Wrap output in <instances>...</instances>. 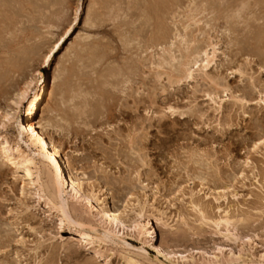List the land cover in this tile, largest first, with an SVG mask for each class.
Listing matches in <instances>:
<instances>
[{"label":"rangeland","instance_id":"rangeland-1","mask_svg":"<svg viewBox=\"0 0 264 264\" xmlns=\"http://www.w3.org/2000/svg\"><path fill=\"white\" fill-rule=\"evenodd\" d=\"M241 1L0 0V111L79 12L44 69L48 104L55 109L46 117L59 118V129L46 133L73 172H84L85 190L100 196L104 188L108 205L127 209L126 218L135 222L144 205L155 233L152 240L146 228L119 226L107 234L93 204L70 199L69 220L82 218L84 226L60 225L40 198L20 194V180L1 164L0 264H125L124 254L142 264H264V146L251 148L264 134V104H257L264 94V0H247L242 18L228 17ZM199 5L200 18L210 23L204 30L213 27L210 34L219 40L218 69L209 72L243 104L218 88L225 100L216 109L206 97L213 87L199 77L175 83L186 53L177 41L175 59L163 62L155 77L150 55L162 53L157 45H165L175 28L183 33L187 11ZM238 67L242 75L228 74ZM168 105L173 113H163ZM14 125L0 133L19 141ZM19 143L32 155L24 140ZM220 216L231 224L208 220ZM79 229H89L93 239H81ZM154 244L171 252L169 258Z\"/></svg>","mask_w":264,"mask_h":264},{"label":"bare ground","instance_id":"bare-ground-1","mask_svg":"<svg viewBox=\"0 0 264 264\" xmlns=\"http://www.w3.org/2000/svg\"><path fill=\"white\" fill-rule=\"evenodd\" d=\"M247 3V0H242L240 4L238 3L239 5L235 6V8L232 6V13L228 17L238 18L242 10L247 6ZM194 7L187 11V22L183 25V33H180L178 29L175 28V31L172 33L169 40L164 43L165 45L162 46V43L157 45L158 48L162 50V53H150L151 59H153L152 61H150V64L151 68L155 71V77L158 79L161 77L162 73L159 69L162 68L163 62H165L166 60L175 59V56L173 54V47L176 45L177 41L178 43L184 44L186 53L183 54L182 60L178 62L175 68V83H179L183 80L195 81L197 77L201 78L204 81H208L213 87V91L206 92V97L216 106V109H220L225 100L224 98L220 97V95L218 96V88H221L222 92L225 93V98L227 97L228 100H231L234 103H242L243 98H239L238 96L233 94L229 95L227 93L230 91V87L226 82L220 83L221 80L217 81V78L210 74L209 70L211 68H217L218 65L217 61L220 53L218 43L219 40L216 36L214 38V36L210 34V31H213L214 29L213 27H209L210 29L208 28V30L205 29L206 31H209L208 33L205 32L203 27L210 26V23H208V21L204 22V20H202L203 17L200 18V13H202V11L200 10V5L198 8ZM212 7L215 6L213 5ZM198 9L201 12L198 11ZM79 14V12H75L73 23L49 47V49L43 54L39 64L28 71L25 79H23V81L19 85L15 86V88L7 97L6 102L8 108L0 111V128H4L9 123H11L12 125H14L15 123L17 133L20 136V140H24L25 145L31 150L32 155L22 148L19 143L20 140H10L5 134L0 133V166L1 164H5L10 167L13 172V177L20 180V194L22 196H25L26 194H33L40 198L45 203V205L48 206V208L57 215L60 225L64 224L65 221H68L70 225L76 224V226H84V224L80 221L82 218H75L74 216L73 220H69V216H67V211L69 212L68 200H73L75 203L88 201L90 204H93V208H95L98 211V214L101 216V221L104 224L103 227H105L104 229L106 230L107 234L111 231L110 228H115L117 230L119 226L121 228L138 227L139 231L146 228V232L150 234L149 237L154 240L155 233L153 231V226H151V222L148 220V218H146V210L144 205L139 204L140 207L137 208L138 222H135L136 220H128L126 218L125 212L127 209L118 210L108 205V195L104 188H98L101 194L98 192L97 193L100 194V196H97V194L94 193L91 189V191L85 190L84 172H79L78 174L76 172H73V170L69 166L67 157L63 158V154L60 148L46 133L47 128H51L53 129V131L59 129L56 124V121L59 118L55 121L53 118L46 117L47 112L53 113L55 109L49 107L48 104L47 86L49 83V78H47V75L44 73V69L51 66L57 54V51L61 47H63L67 40V37L72 33L74 24H76L78 21ZM203 24L204 26H202ZM204 32L207 37H201L205 36ZM199 36L201 38H204V41L206 38V43H204L205 45L203 47H198L199 39H201ZM76 37L77 39L79 38L81 40H85L88 36H81L76 34ZM222 53L224 54L225 59H227V55L224 52ZM231 73H238L242 75L243 71L240 67L231 68V71L228 72V74ZM58 76L59 74L52 75V85H56ZM261 103L264 104V94L262 93L257 100V104ZM168 109H172L170 113H173L175 111V108L173 106L168 105L163 109V113L169 112ZM37 116L39 117V119L36 120ZM23 137H25V139H23ZM261 141H264V134L253 141L251 146L253 151H257L262 146H264V143H261ZM35 155H37L38 157H34ZM249 162V158H246L245 164L247 165ZM63 194L65 196H63ZM93 202H95V204ZM26 208L27 206H25V209ZM194 208L198 209V212L201 213L200 216L204 219L205 216L203 215V211L201 210V208L197 206V204L194 205ZM158 219L161 220V218ZM208 220L212 221L217 226L223 223L224 225L228 226L229 224H231L230 219L227 216H220L217 219ZM88 230L79 229L78 231L80 238L84 241H90L91 239H93V236L89 233ZM162 232H164V230ZM162 234H165V232ZM98 237L100 236H97V238ZM153 247L156 249L158 254H161L166 258L168 257L169 253H171L169 251L168 253L161 244H154ZM122 259L125 264H142L134 256L129 254H124ZM170 264L190 263L182 261L181 263L172 262ZM242 264L248 263L243 262ZM255 264L263 263L258 262Z\"/></svg>","mask_w":264,"mask_h":264},{"label":"snow or ice","instance_id":"snow-or-ice-1","mask_svg":"<svg viewBox=\"0 0 264 264\" xmlns=\"http://www.w3.org/2000/svg\"><path fill=\"white\" fill-rule=\"evenodd\" d=\"M41 71H43V70H41ZM168 111H169V112H171V111H172V109H168ZM261 143H264V141H261Z\"/></svg>","mask_w":264,"mask_h":264}]
</instances>
